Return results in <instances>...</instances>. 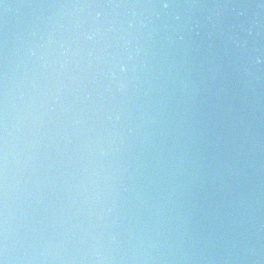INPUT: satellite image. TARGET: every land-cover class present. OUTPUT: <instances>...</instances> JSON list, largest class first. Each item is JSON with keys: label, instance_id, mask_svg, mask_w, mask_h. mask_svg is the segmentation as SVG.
<instances>
[{"label": "water", "instance_id": "95a60500", "mask_svg": "<svg viewBox=\"0 0 264 264\" xmlns=\"http://www.w3.org/2000/svg\"><path fill=\"white\" fill-rule=\"evenodd\" d=\"M3 264H264V0H0Z\"/></svg>", "mask_w": 264, "mask_h": 264}, {"label": "snow or ice", "instance_id": "6c2138e0", "mask_svg": "<svg viewBox=\"0 0 264 264\" xmlns=\"http://www.w3.org/2000/svg\"><path fill=\"white\" fill-rule=\"evenodd\" d=\"M0 264H3V261H0Z\"/></svg>", "mask_w": 264, "mask_h": 264}]
</instances>
